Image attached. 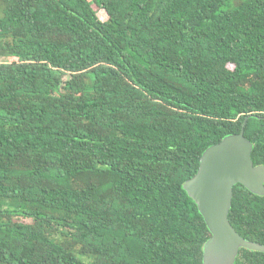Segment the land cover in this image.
Returning a JSON list of instances; mask_svg holds the SVG:
<instances>
[{"label":"trees","instance_id":"16d2710c","mask_svg":"<svg viewBox=\"0 0 264 264\" xmlns=\"http://www.w3.org/2000/svg\"><path fill=\"white\" fill-rule=\"evenodd\" d=\"M246 116L264 166V0H0V264H202L183 184Z\"/></svg>","mask_w":264,"mask_h":264},{"label":"water","instance_id":"95a60500","mask_svg":"<svg viewBox=\"0 0 264 264\" xmlns=\"http://www.w3.org/2000/svg\"><path fill=\"white\" fill-rule=\"evenodd\" d=\"M248 118L239 133L227 135L203 152L197 173L183 184L210 233L202 264H234L240 248L264 252V245L242 238L228 219L235 185L264 196V166L253 164V145L244 136Z\"/></svg>","mask_w":264,"mask_h":264},{"label":"rangeland","instance_id":"374dc122","mask_svg":"<svg viewBox=\"0 0 264 264\" xmlns=\"http://www.w3.org/2000/svg\"><path fill=\"white\" fill-rule=\"evenodd\" d=\"M101 16H103V14H101ZM12 209L14 208V206L11 207Z\"/></svg>","mask_w":264,"mask_h":264}]
</instances>
